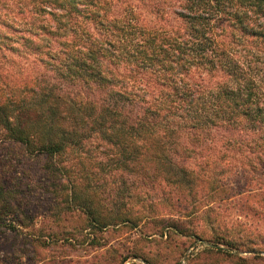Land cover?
I'll use <instances>...</instances> for the list:
<instances>
[{"label": "trees", "instance_id": "trees-1", "mask_svg": "<svg viewBox=\"0 0 264 264\" xmlns=\"http://www.w3.org/2000/svg\"><path fill=\"white\" fill-rule=\"evenodd\" d=\"M93 138L116 167L166 172L186 214L235 202L264 222V0H0V142L45 159L44 188L68 211L134 223L130 202L112 199L108 220L88 178L48 161ZM2 174L0 227L17 230L31 218ZM209 236L253 251L264 225Z\"/></svg>", "mask_w": 264, "mask_h": 264}, {"label": "rangeland", "instance_id": "rangeland-1", "mask_svg": "<svg viewBox=\"0 0 264 264\" xmlns=\"http://www.w3.org/2000/svg\"><path fill=\"white\" fill-rule=\"evenodd\" d=\"M107 146L93 138L81 148L48 161L66 167L65 177L85 184L88 178L104 208H98L99 212L108 220V210L114 213L116 209L112 199L130 202L133 212L141 217L134 223L112 221L101 227L79 210L68 211L44 188L50 182L45 159L24 154L18 144L0 142V168L6 173L1 179L16 188V198L31 218L26 226H16L17 230L0 227V264H119L124 256L129 257L123 264L240 263L237 256L218 253V249L250 259L254 255L264 257V243L254 245L253 251L237 252L209 240V235L218 230L238 234L248 228L263 230L260 216H252L251 211L246 212V218L244 211L239 216L235 202L209 204L195 213L193 204L186 202L182 205L189 209L186 214L178 208L182 202L177 196L181 193L159 181L166 172L146 175L116 167L112 163L114 155L104 152ZM227 177L233 186L241 188L236 174ZM195 229L204 231L202 238L196 236ZM257 261L249 260V264H264Z\"/></svg>", "mask_w": 264, "mask_h": 264}]
</instances>
